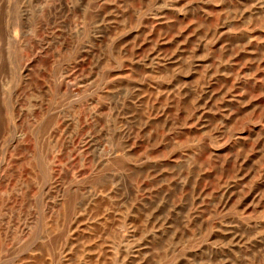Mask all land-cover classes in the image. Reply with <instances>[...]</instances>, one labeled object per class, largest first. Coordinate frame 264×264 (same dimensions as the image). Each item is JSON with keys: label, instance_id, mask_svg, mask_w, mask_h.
I'll return each instance as SVG.
<instances>
[{"label": "rangeland", "instance_id": "obj_1", "mask_svg": "<svg viewBox=\"0 0 264 264\" xmlns=\"http://www.w3.org/2000/svg\"><path fill=\"white\" fill-rule=\"evenodd\" d=\"M0 264H264V0H0Z\"/></svg>", "mask_w": 264, "mask_h": 264}]
</instances>
